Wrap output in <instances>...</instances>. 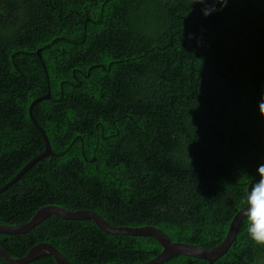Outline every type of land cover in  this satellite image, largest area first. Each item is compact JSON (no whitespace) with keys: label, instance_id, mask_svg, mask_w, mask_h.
<instances>
[{"label":"trees","instance_id":"trees-1","mask_svg":"<svg viewBox=\"0 0 264 264\" xmlns=\"http://www.w3.org/2000/svg\"><path fill=\"white\" fill-rule=\"evenodd\" d=\"M195 2L0 0V187L45 149L28 109L49 89L32 115L54 154L0 194V225L57 205L112 226H155L176 242H222L264 162V0H228L207 17ZM39 242L69 264H143L162 250L152 236L55 215L0 234L13 257ZM213 264H264L244 219Z\"/></svg>","mask_w":264,"mask_h":264},{"label":"water","instance_id":"water-1","mask_svg":"<svg viewBox=\"0 0 264 264\" xmlns=\"http://www.w3.org/2000/svg\"><path fill=\"white\" fill-rule=\"evenodd\" d=\"M39 54V52H38ZM40 57V56H39ZM50 89L48 92L33 100L29 105V116L32 122L35 124L36 128L41 132L45 139V149L32 160H30L11 180L6 184L0 187V194L12 185L18 178L33 164L50 155H54L49 140L46 136L43 128L34 120L32 115V108L37 102L49 99ZM254 178L250 181L247 191L252 182H255ZM242 208L237 211L232 217L228 229L226 231L225 237L222 242L212 248H206L198 246L191 243L176 242L173 241L167 236L160 228L144 225L138 227H128V226H112L110 225L101 215L96 213L91 209H78V210H69L67 208L57 206V205H45L40 207L32 217L23 224H14V225H0V234L14 235L22 234L30 231L46 219L50 215L58 216L66 220H92L94 224L103 232L111 235H132V236H152L154 237L159 245L161 246V252L155 256L153 259L149 260L143 264H161L164 261L170 259L175 255H185L189 257H194L202 259L207 262V264H213L217 259L226 254L229 248L232 246L233 242L236 240L238 229L240 223L243 221ZM51 255L56 264H69L66 258L62 253L52 244L48 242H39L33 245L23 257H13L0 243V257L3 258L6 262L10 264H27L30 261L44 256Z\"/></svg>","mask_w":264,"mask_h":264},{"label":"clouds","instance_id":"clouds-1","mask_svg":"<svg viewBox=\"0 0 264 264\" xmlns=\"http://www.w3.org/2000/svg\"><path fill=\"white\" fill-rule=\"evenodd\" d=\"M195 3L202 5L201 12L207 17L214 12L222 11L227 6L228 0H196ZM189 38H192L191 34ZM256 106L260 117L264 118V88L259 93ZM255 173L258 179L251 183L242 197L241 213L249 238L256 244L264 246V234H262L264 233V162L257 165Z\"/></svg>","mask_w":264,"mask_h":264},{"label":"snow or ice","instance_id":"snow-or-ice-1","mask_svg":"<svg viewBox=\"0 0 264 264\" xmlns=\"http://www.w3.org/2000/svg\"><path fill=\"white\" fill-rule=\"evenodd\" d=\"M262 234H264V233H262Z\"/></svg>","mask_w":264,"mask_h":264}]
</instances>
